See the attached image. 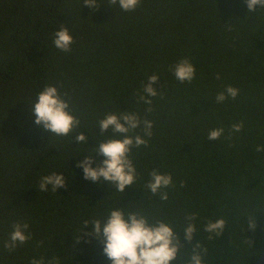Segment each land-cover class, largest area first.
Segmentation results:
<instances>
[{
    "label": "trees",
    "instance_id": "16d2710c",
    "mask_svg": "<svg viewBox=\"0 0 264 264\" xmlns=\"http://www.w3.org/2000/svg\"><path fill=\"white\" fill-rule=\"evenodd\" d=\"M98 3L93 10L83 0H0V264L51 258L49 249L58 250L64 264H111L88 235L92 226L79 233L84 219L108 205L170 223L183 245L173 264H187L197 241L203 264H256L264 253V151H256L264 145V9L249 13L244 0H142L133 12L109 0ZM60 23L74 37L69 54L52 43ZM184 55L197 69L191 85L168 71ZM153 73L160 74L153 87L163 98H154L147 146L132 152L137 183L120 194L106 182L85 180L76 165L90 151L85 147L98 146L91 134L101 135L96 121L108 110L143 115L133 93ZM45 84L68 93L85 147L75 136L71 143L35 125L29 103ZM226 84L239 94L216 104ZM241 122L242 130L232 132ZM214 127L225 133L211 141ZM153 169L173 177L167 200L144 188ZM52 171L63 172L67 186L39 192V179ZM191 216L197 232L188 243L183 229ZM17 219L30 224L33 239L9 252L4 241ZM216 219L225 221L219 236L204 231ZM252 219L255 231L248 228Z\"/></svg>",
    "mask_w": 264,
    "mask_h": 264
},
{
    "label": "clouds",
    "instance_id": "9594fccd",
    "mask_svg": "<svg viewBox=\"0 0 264 264\" xmlns=\"http://www.w3.org/2000/svg\"><path fill=\"white\" fill-rule=\"evenodd\" d=\"M247 11L252 13L259 6L264 9V0H244ZM83 4L93 10L99 7L98 0H83ZM142 4V0H109V6H118L125 12H133ZM74 37L70 29L64 23L52 34V43L60 52L69 54L72 51ZM168 71L182 85H191L197 79V69L190 56H181L175 63L169 65ZM215 79H223L221 73L214 74ZM159 73L148 75L147 82H142L140 88L133 93V100L136 105L142 106V112L132 108L128 110H108L96 121L95 127L100 130V136L91 134L97 140L98 146L93 148L85 147L87 137L80 132L82 125L81 118L75 114L71 98L67 92H62L61 87L54 84H45L43 89L36 94L35 99L29 103V112L35 117L34 123L49 136L67 137L72 143L75 136L78 146H84L86 156L76 165L83 170V178L93 183L106 182L110 189L116 193L123 194L127 188H131L138 181L139 174L136 164L132 158L133 149L147 146L153 135L155 121L149 119V114L155 111L154 98L163 97L153 87L158 83ZM239 89L226 84L219 89L215 95V103L222 104L229 99L235 100ZM243 123L231 125L232 132L239 133ZM111 133L107 139L101 137L105 133ZM225 133L223 127L209 129L207 138L211 141L219 140ZM257 152L264 151V145L256 147ZM97 156L103 159H96ZM95 164V166H93ZM150 179L144 184V188L158 195L160 200H167L168 193L164 191L173 184L171 174L163 173L153 169L148 173ZM68 180L63 172L52 171L39 179V192L57 193V189L67 186ZM107 198V197H106ZM105 198V199H106ZM188 223L183 229V240L188 243L193 241L197 232L196 217H188ZM92 226V232L88 235L94 236L103 246V254L111 264H173L180 258L181 237L174 230L170 223L163 219L150 220L140 210L132 211L120 206L108 205L105 211L91 219H84L80 226L79 233L84 226ZM225 227L223 219L209 220L204 226V231L219 236ZM249 230L255 231L257 222L255 219L249 221ZM33 239L30 231V224L24 219H17L11 224V231L4 241V248L9 252L25 245ZM76 239H79V234ZM212 239V235H209ZM37 246H44V241L37 242ZM52 252L51 258L46 254L33 256L29 264H64V257L61 258L58 250L49 249ZM259 255V253H253ZM187 264H203L201 245L197 241Z\"/></svg>",
    "mask_w": 264,
    "mask_h": 264
},
{
    "label": "water",
    "instance_id": "95a60500",
    "mask_svg": "<svg viewBox=\"0 0 264 264\" xmlns=\"http://www.w3.org/2000/svg\"><path fill=\"white\" fill-rule=\"evenodd\" d=\"M256 264H264V253H263L262 256L259 258V260L257 261Z\"/></svg>",
    "mask_w": 264,
    "mask_h": 264
}]
</instances>
